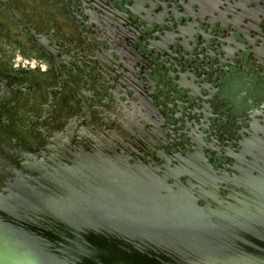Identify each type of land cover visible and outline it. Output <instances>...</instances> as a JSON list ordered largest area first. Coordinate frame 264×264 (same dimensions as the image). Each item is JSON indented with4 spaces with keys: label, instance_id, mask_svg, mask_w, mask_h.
Listing matches in <instances>:
<instances>
[{
    "label": "water",
    "instance_id": "water-1",
    "mask_svg": "<svg viewBox=\"0 0 264 264\" xmlns=\"http://www.w3.org/2000/svg\"><path fill=\"white\" fill-rule=\"evenodd\" d=\"M120 13L150 31L153 48L143 49L156 77L163 63L192 68L183 83L168 77L182 99L217 112L233 110L239 95L264 99V0H120ZM112 19L114 28L96 26L97 40L130 41ZM10 88L0 90L14 104L13 125L0 132V264H264V113L240 115L246 133L230 173L212 175L192 160L170 168L138 158L156 135L142 129L147 107L129 129L97 131L95 142L91 130H75L82 110L65 96L50 103L45 88L7 103ZM25 117L42 121L40 143L21 130Z\"/></svg>",
    "mask_w": 264,
    "mask_h": 264
},
{
    "label": "flooded vegetation",
    "instance_id": "flooded-vegetation-1",
    "mask_svg": "<svg viewBox=\"0 0 264 264\" xmlns=\"http://www.w3.org/2000/svg\"><path fill=\"white\" fill-rule=\"evenodd\" d=\"M14 5L19 6L16 14L11 10ZM28 9L36 17L44 14L49 24L24 18L22 15ZM112 18L119 20L118 26L124 24L131 30L130 41L125 39L122 45L114 46L110 42L107 45L97 40V19L110 22ZM129 19L130 16L120 13V0H0V45L13 53L7 63L10 70L15 71L20 66L14 65L11 61L14 57L18 60L22 59L21 62L31 73V78H24L21 75L10 76L5 72L4 64L0 65V90L6 87L10 91V85L14 86L6 102L12 103L16 96L34 92L30 89L43 91L46 88L47 95H51L52 92H56L55 94L64 92L63 97L74 98L76 104L70 101L72 109H76L75 106L82 111L87 109L84 105L85 97H87L85 92H82L83 99L70 90L69 86L65 87L69 92L64 91L63 87L71 79L73 72L82 71L81 64L74 59L87 57L83 53L94 48L100 52L101 56L97 61L90 58L95 62L91 63L92 68L102 77L107 78L106 83L111 88L110 101L123 102L135 90L143 92L147 100V108L150 112L147 113V120L142 125V129L148 131L154 128L156 135L148 145L146 153L139 154V159H144L146 162L147 157L149 161L156 160L157 164L167 165L170 168L181 160H192L212 175L222 171L230 173L228 167L232 165L233 158L246 133L240 115L249 117L248 122H253L258 118V112L264 113V99L252 100L239 95L233 110L224 109L221 112L210 108L206 102L198 106L196 103L182 99L171 87L168 77L172 78L174 74L177 77L176 83H183L179 80V76L191 75L192 68L187 65L183 70H174L171 64L163 63L161 67L164 66V73H159L160 78L156 77L158 64L153 63L150 51L143 49L144 47L153 48L152 35L148 30H141L144 24L136 25ZM98 30L100 29H97V32ZM85 31L89 32L91 38L87 39L91 40V46L87 50L78 51L79 44L83 42L81 34ZM78 40L79 43L75 44ZM12 43L30 51L16 49ZM71 44L75 46L72 47ZM110 49L115 53L111 55ZM191 54L199 56L196 52ZM8 55L7 51H1L3 58ZM168 55L171 59L175 58V53L172 51ZM99 62L103 67L99 66ZM126 74L132 82L130 88L123 81ZM18 79L21 82H18ZM73 84L76 88V83ZM208 87L212 91L215 89L212 84ZM104 99L105 97L102 98V102ZM15 102L16 100L13 103ZM5 104L0 101V132L7 131L13 123L12 120H6L10 119V115L6 112H12L14 104L13 107L8 108ZM88 108L91 109L92 106ZM34 114L37 118V112ZM33 120L35 122L29 123L30 125L35 123V129L42 127L38 124L42 123L41 120ZM212 120H216V123ZM27 128L31 134L32 127L24 125L22 127L23 130ZM35 139L37 143L41 142L40 138ZM31 147L34 146L31 145ZM149 169L152 174L160 171L157 167V172L154 163H150Z\"/></svg>",
    "mask_w": 264,
    "mask_h": 264
},
{
    "label": "rangeland",
    "instance_id": "rangeland-1",
    "mask_svg": "<svg viewBox=\"0 0 264 264\" xmlns=\"http://www.w3.org/2000/svg\"><path fill=\"white\" fill-rule=\"evenodd\" d=\"M17 7L15 6L11 8L13 13H18ZM24 18H28L30 21H41L45 23L46 25L49 24L47 23L46 16L43 14L41 17H36L34 13H32L29 9L25 12L24 15H22ZM104 28L111 29L114 28L111 26L109 22L106 21H101V19H97V29H100L98 31L103 30ZM105 31V30H104ZM88 31H85L81 34V38L83 39V42H81L79 45L80 47L78 48L80 50H87L88 47L91 46L90 40L87 38H91L90 35L88 34ZM76 44V43H75ZM75 44H71L72 47L75 46ZM12 45L16 49H22L25 51H30L29 49H25L24 47L12 43ZM1 51H7L8 56H5L4 58L1 56ZM82 53V52H81ZM12 51L10 49L5 48L3 45H0V65L4 64V69L5 72H7L10 76H15L14 72L10 70V66L7 63L8 59L12 57ZM83 55L87 57H76L74 60H76L78 63H80V67L82 68L80 72H73L71 75V79L65 83V86L63 87L64 91H67L65 87L69 86L70 90H73L78 96L82 97L84 99V96L82 95V92H85L87 94L86 101L84 102V105L86 106L87 109L83 110L81 112L82 119L79 120L76 124H79L78 127L75 128V130L82 131L85 130H91L94 136H88L86 135L87 139L94 140L97 142V131L100 132H106V131H123L124 129H129L128 124L132 120V117L137 119L141 117L143 114L144 110L146 109L148 103L146 98L144 97L143 92L135 90L133 91L129 98L123 102H118L116 100L110 101L111 97L110 91L111 88L109 87L110 85L106 83V77H102L98 71H96L94 68H92L91 63H95L92 59L97 61V58L101 56L100 52H98L96 49L91 48L90 50H87L83 53ZM89 57V58H88ZM92 58V59H90ZM84 64V65H83ZM99 66L103 67V65L99 62ZM78 81L79 83H77ZM123 81L125 84L131 86V81L130 77L126 74L123 77ZM76 83L77 87H74V84ZM72 85V86H70ZM24 87V85L22 86ZM132 87V86H131ZM130 88V87H129ZM62 89V91H63ZM34 90V92H37L35 88L30 89ZM52 92L51 95H48L50 99V103L53 99H59L62 94L64 93H57ZM89 94V95H88ZM105 99L102 102V98ZM49 103V104H50ZM99 104H101L99 106ZM20 105V104H19ZM92 106V108H96L95 110L89 109L88 107ZM98 106V107H97ZM76 110L78 107H74ZM93 111V112H92ZM146 111V110H145ZM97 112H99V115H97ZM111 120V124L107 125V120ZM17 119V118H16ZM21 122L24 120L25 121V127H32L31 134H29V130H23V132L26 131L27 135H33L35 138L39 139L43 135V132L40 128L35 129L34 125L35 123H32L30 125V121L35 122L33 119L30 118H20ZM21 122L19 125H22ZM81 122V123H80ZM64 123V122H63ZM39 125H42L41 122L38 123ZM13 125V123H12ZM98 125V128H97ZM68 127H65L64 124H62L60 127L56 129V131L63 132L62 137L64 138L67 133ZM93 138V139H92Z\"/></svg>",
    "mask_w": 264,
    "mask_h": 264
},
{
    "label": "bare ground",
    "instance_id": "bare-ground-1",
    "mask_svg": "<svg viewBox=\"0 0 264 264\" xmlns=\"http://www.w3.org/2000/svg\"><path fill=\"white\" fill-rule=\"evenodd\" d=\"M9 38H11V37H9ZM10 45H11V43H10ZM22 54L23 55H27V54H24V53H22ZM21 60H18V58L14 57V60L11 61V63H13L14 65L20 66V68L18 67L17 69H15V71H13L14 74L15 75H21L24 78H31V73L28 72L29 69H27V67H25V64H23L21 62ZM38 76H40L42 78L44 77L42 75H38ZM65 97H66V99H64V101H66V103L68 104V106H71L69 98L67 96H65Z\"/></svg>",
    "mask_w": 264,
    "mask_h": 264
}]
</instances>
